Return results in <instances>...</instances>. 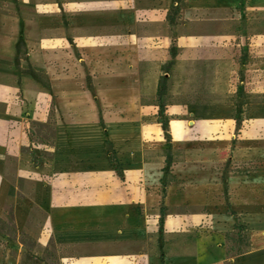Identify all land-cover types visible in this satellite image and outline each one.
I'll return each instance as SVG.
<instances>
[{
  "label": "crops",
  "instance_id": "1",
  "mask_svg": "<svg viewBox=\"0 0 264 264\" xmlns=\"http://www.w3.org/2000/svg\"><path fill=\"white\" fill-rule=\"evenodd\" d=\"M212 2L170 23L174 0H0V218L35 264H264L262 188L226 202L221 169L264 162V39L210 26ZM243 229L250 249L229 254Z\"/></svg>",
  "mask_w": 264,
  "mask_h": 264
},
{
  "label": "rangeland",
  "instance_id": "2",
  "mask_svg": "<svg viewBox=\"0 0 264 264\" xmlns=\"http://www.w3.org/2000/svg\"><path fill=\"white\" fill-rule=\"evenodd\" d=\"M212 4L216 7L212 9V11H215L216 18L209 23L210 26L213 25L221 30L230 27L234 37L238 36L237 39L240 40L239 36L243 33L246 42H251L255 38L264 39V0H213ZM243 71L242 68H237L234 75L239 79ZM259 98L264 99V95H261ZM166 100L168 99H165V102ZM240 117L239 129H241L242 124V116ZM221 169L225 173L223 181L226 186V193L224 195L226 202H228L230 196L228 193L231 185H235V189L241 188V185H248L250 191H253L251 188L257 184L260 185L263 193L260 192L258 195L256 193H250L249 198L252 200L262 198L264 201V162L258 164L253 163L249 166H238L237 163L227 161ZM230 211L231 209L228 210V212ZM242 233L244 235V241L240 244L234 241L229 243V246L234 247L231 251L235 252L238 249H246L248 247L250 233L245 229H243ZM33 249V241L24 233L19 235L18 228L11 219L0 220V260L6 261L10 257L9 264H15V260L19 254L22 255V264H35L34 259L30 256L33 253Z\"/></svg>",
  "mask_w": 264,
  "mask_h": 264
},
{
  "label": "trees",
  "instance_id": "3",
  "mask_svg": "<svg viewBox=\"0 0 264 264\" xmlns=\"http://www.w3.org/2000/svg\"><path fill=\"white\" fill-rule=\"evenodd\" d=\"M177 2V6L172 7L173 9H171L169 11L168 14V19L170 21V23H173L175 21V15L178 13L179 9H180V4L182 0H174ZM24 46V41H23V37H20V39L18 40L17 43V50H18V57L16 59L17 63H19V59L21 56H25L26 51L23 48ZM171 56H172V60L169 61L166 65H164V70H166L167 72L169 71L170 68L173 67L174 63H175V56L178 52V48L176 46L175 43L172 44L171 49H170ZM28 72L37 80L42 81L46 86H49V84L45 81H43L42 75L39 74L38 72L34 71L32 68L28 69ZM168 79L166 76H161L160 77V82H159V89H158V101H159V119L162 125V128L164 130L165 133V137L168 140V151H167V157H166V167L164 169H166V173L168 170H170V167L173 164L174 161V155L176 154V151H174L172 149V145H171V133H170V119L168 117V115L166 114V103L163 101V95L166 93L167 91V87H168ZM241 113H242V106L241 104L237 106V116H238V124L240 125L239 120L241 119ZM161 218H160V222H161V229H160V241L162 240V234H163V222H164V218L166 216V209L162 208L161 209ZM0 220H2V218H0ZM239 226V225H238ZM240 229V227H238ZM226 238L228 239V241L231 243L232 241L236 242V243H241L244 241V235L243 233H241V231L239 230V232H228L226 233ZM250 242L248 243V247H246V249H238L235 252L238 253H242L244 252V250H249L250 249ZM234 247L229 246L228 248V253L231 254L233 253Z\"/></svg>",
  "mask_w": 264,
  "mask_h": 264
}]
</instances>
